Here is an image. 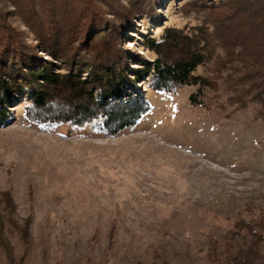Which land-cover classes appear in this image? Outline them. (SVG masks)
I'll return each mask as SVG.
<instances>
[{
	"label": "rangeland",
	"instance_id": "rangeland-1",
	"mask_svg": "<svg viewBox=\"0 0 264 264\" xmlns=\"http://www.w3.org/2000/svg\"><path fill=\"white\" fill-rule=\"evenodd\" d=\"M193 1L160 3L158 24L136 21L122 47L128 68L143 69L135 55L154 58L141 51L145 38L196 23L181 11ZM0 8L36 45L14 8L4 0ZM210 46L194 72L207 84L201 104L189 102L198 86L155 92L141 78L150 110L116 137L30 122L25 101L10 108L0 127V195L8 193L20 223L31 221L32 264H209L208 245L221 247L247 208L264 204V123L233 104L229 57L222 42Z\"/></svg>",
	"mask_w": 264,
	"mask_h": 264
},
{
	"label": "trees",
	"instance_id": "trees-1",
	"mask_svg": "<svg viewBox=\"0 0 264 264\" xmlns=\"http://www.w3.org/2000/svg\"><path fill=\"white\" fill-rule=\"evenodd\" d=\"M4 1L36 45L25 43L0 8V127L21 100L28 102L24 116L30 122L91 125L106 137H116L150 110L136 86L141 78L147 77V87L155 92L198 86L189 97L198 105L207 84L194 72L205 63L210 43L220 42L229 57L225 67L230 68L233 104L244 110L250 106L264 123V0H194L184 5L181 11L196 23L165 27L159 39L145 38L141 51L154 58L133 56L143 63L141 70L127 67L123 43L127 34L138 32L137 20L158 24L155 8L167 0ZM0 201V264H32L31 221L19 222L8 193ZM247 211L250 215L237 219L221 247L217 242L208 245L209 264H264V204ZM14 240L21 246L19 254Z\"/></svg>",
	"mask_w": 264,
	"mask_h": 264
}]
</instances>
